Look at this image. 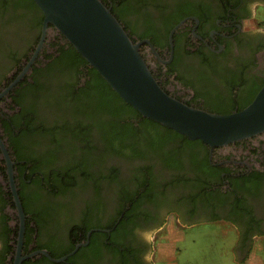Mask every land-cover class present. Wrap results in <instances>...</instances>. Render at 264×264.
Instances as JSON below:
<instances>
[{
	"label": "flooded vegetation",
	"instance_id": "obj_1",
	"mask_svg": "<svg viewBox=\"0 0 264 264\" xmlns=\"http://www.w3.org/2000/svg\"><path fill=\"white\" fill-rule=\"evenodd\" d=\"M100 1L137 43L158 85L188 105L212 111L209 104L218 103L232 112L248 104L250 95L264 82V28L253 20L264 0ZM0 31L6 40L0 44L1 91L31 56L39 36L25 28ZM31 36V43H26ZM63 42L49 28L27 72L0 97V139L23 213L19 255L37 250L49 256L52 251L63 252L85 242L90 232L87 242L63 261L52 262L35 253L19 264H161L155 258L157 237L170 225L183 229L199 224L230 225L235 231L231 251L249 250L252 238L261 237L264 230V132L212 149L177 138L141 147L132 156L93 151L85 168L98 173L95 186L75 184L59 192L49 179L43 181L52 168L61 172L60 167L77 153L80 144H70L69 136L59 132L48 146L44 139L36 143L26 138L21 131L29 112L21 111L30 102L25 92L31 72L51 61ZM10 53L15 55L10 57ZM35 77L40 84L47 83L39 73ZM34 112L44 127L63 122L60 114L52 115L43 104L36 105ZM89 135L101 149L93 127ZM44 152L52 153L53 165L43 173L42 164L28 176L31 163L27 161H41ZM16 153L23 158L17 159ZM6 167L0 151V251L9 246L4 261L12 264L19 218ZM33 177L38 180L35 186L29 184ZM22 179L26 185H21ZM34 191L40 195L35 200ZM20 197L29 210H40L37 221L29 219ZM84 224L90 226L86 229ZM4 225L9 233L3 237Z\"/></svg>",
	"mask_w": 264,
	"mask_h": 264
},
{
	"label": "trees",
	"instance_id": "obj_2",
	"mask_svg": "<svg viewBox=\"0 0 264 264\" xmlns=\"http://www.w3.org/2000/svg\"><path fill=\"white\" fill-rule=\"evenodd\" d=\"M111 14L115 17L112 12ZM41 21L42 14L32 0H0V29L11 27L15 32L16 30L22 31L25 28V30L29 29L37 32L36 38H38ZM62 39L64 42L58 46L55 51L56 55L52 57V60L45 64L43 68L34 69L30 74L32 75V81L31 83L28 82L25 92L30 102L26 103V109L21 108L22 113L29 112V115L25 119L21 133L36 143L39 139H44L48 146V143H53L55 132H59L69 136L70 141H72L70 144L74 145L73 142L77 141L80 145L77 153L74 151L71 157L60 167L61 172L54 171L52 168V171L45 173L43 181L46 182V179H49V184L56 185L59 192L66 186L75 184L95 186L98 173L95 172L97 175L95 176L92 171H87L85 168L87 156L93 151L132 156L139 154L141 147H153L177 138L182 139L189 145L197 143L205 145L200 140H188L185 136L171 129L141 117L131 106L117 96L96 70L89 66L63 37ZM5 41L3 40L0 44L5 43ZM55 43L57 44V41ZM2 55L0 54V56ZM14 55V53L9 54L10 57ZM36 73L47 79L45 85L38 82L35 77ZM42 91H47L48 94H42ZM48 91H52V94ZM256 91H253L250 95L251 99ZM39 104L49 108L52 115L60 114L63 122L59 125L55 123L49 127L40 125L34 112L36 105ZM209 105L212 108V111L209 112L229 113L218 103H210ZM92 127L97 132L101 149L100 145H94L90 139L89 131ZM48 151L51 152V150ZM47 154L48 152L43 153L41 161L40 159L27 161L31 163L28 176L32 175L34 169H40L39 167L42 164L45 168L42 170L43 173L53 165L52 153ZM16 155L17 159L23 158L20 153H16ZM76 175L78 180L75 179ZM37 181L33 177L30 179L29 184L35 186ZM21 185H26L23 179ZM32 195L34 196L33 200L40 196L37 191H34ZM21 202L24 211L29 215V219L37 221L36 219L41 214L40 210L33 208L31 211L22 198ZM89 226L85 225V228L87 229ZM5 228L4 225L3 230H1L3 237L9 233V230ZM8 248L7 245L4 251H0V264L6 263L4 259ZM70 248L72 247L63 252L70 250ZM63 252L56 253L52 251L50 256L57 258Z\"/></svg>",
	"mask_w": 264,
	"mask_h": 264
},
{
	"label": "water",
	"instance_id": "obj_3",
	"mask_svg": "<svg viewBox=\"0 0 264 264\" xmlns=\"http://www.w3.org/2000/svg\"><path fill=\"white\" fill-rule=\"evenodd\" d=\"M42 14L40 35L31 56L15 77L0 91V97L29 69L45 33L53 28L86 63L93 67L117 96L141 117L185 136L200 140L209 149L226 146L264 132V82L251 101L243 108L229 113L209 112L188 105L167 94L151 75L133 43L108 7L100 0H32ZM50 26V27H49ZM173 27L169 34L170 43ZM0 151L6 162L9 191L19 218L16 249L12 264L35 253L44 254L50 261H63L79 246L77 243L66 254L53 258L44 250L26 256L19 255L23 231V213L12 180L7 153L0 139ZM104 231V230H103Z\"/></svg>",
	"mask_w": 264,
	"mask_h": 264
},
{
	"label": "rangeland",
	"instance_id": "obj_4",
	"mask_svg": "<svg viewBox=\"0 0 264 264\" xmlns=\"http://www.w3.org/2000/svg\"><path fill=\"white\" fill-rule=\"evenodd\" d=\"M256 10L253 20L264 28V6ZM32 37H27L26 43L30 44ZM2 74L4 71L0 78ZM157 239L155 258L161 264H264V230L261 237L252 238L249 250L237 254L231 251L235 231L226 224H199L188 229L179 225L165 226Z\"/></svg>",
	"mask_w": 264,
	"mask_h": 264
}]
</instances>
